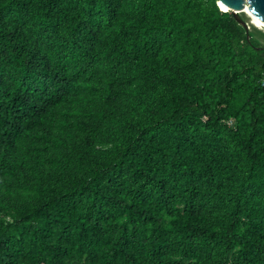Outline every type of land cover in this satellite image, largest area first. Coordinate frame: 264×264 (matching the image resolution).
<instances>
[{
	"label": "trees",
	"instance_id": "16d2710c",
	"mask_svg": "<svg viewBox=\"0 0 264 264\" xmlns=\"http://www.w3.org/2000/svg\"><path fill=\"white\" fill-rule=\"evenodd\" d=\"M0 264H264L260 40L217 0H0Z\"/></svg>",
	"mask_w": 264,
	"mask_h": 264
},
{
	"label": "water",
	"instance_id": "95a60500",
	"mask_svg": "<svg viewBox=\"0 0 264 264\" xmlns=\"http://www.w3.org/2000/svg\"><path fill=\"white\" fill-rule=\"evenodd\" d=\"M217 5L222 11L230 10L240 24L264 42V0H217Z\"/></svg>",
	"mask_w": 264,
	"mask_h": 264
},
{
	"label": "rangeland",
	"instance_id": "374dc122",
	"mask_svg": "<svg viewBox=\"0 0 264 264\" xmlns=\"http://www.w3.org/2000/svg\"><path fill=\"white\" fill-rule=\"evenodd\" d=\"M257 38V37H256ZM259 40V39H258ZM260 42L264 45V42H262L261 40H260Z\"/></svg>",
	"mask_w": 264,
	"mask_h": 264
}]
</instances>
